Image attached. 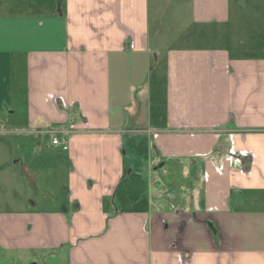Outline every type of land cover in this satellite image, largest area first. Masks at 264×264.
Masks as SVG:
<instances>
[{
    "label": "crops",
    "instance_id": "1",
    "mask_svg": "<svg viewBox=\"0 0 264 264\" xmlns=\"http://www.w3.org/2000/svg\"><path fill=\"white\" fill-rule=\"evenodd\" d=\"M152 5L0 0V133L69 145L59 204L0 165V264H264V0H181L182 45Z\"/></svg>",
    "mask_w": 264,
    "mask_h": 264
},
{
    "label": "rangeland",
    "instance_id": "2",
    "mask_svg": "<svg viewBox=\"0 0 264 264\" xmlns=\"http://www.w3.org/2000/svg\"><path fill=\"white\" fill-rule=\"evenodd\" d=\"M181 0H152L153 7H152V19L154 22H156V25H160L162 32L164 33H172V37L174 39V43L178 45L179 42L180 45L182 43H188L192 40L193 33L201 31L203 29L202 26L199 24H192L190 23V17L187 14L186 7L182 6L178 8V3ZM248 4L252 5V0H246ZM157 7V8H156ZM260 10L262 13H264V5L260 6ZM160 12V15L158 14ZM156 16H158V20H160V23H157ZM155 25V23H154ZM181 36L177 40V37ZM199 40H195L196 42H203L202 39L198 38ZM206 41V40H205ZM212 40H209L211 42ZM192 42V41H191ZM22 77L25 76V71L23 66H20L16 69L15 72V79L14 80H20ZM21 84L23 83V80L21 79ZM20 91H22V88H20ZM16 102L13 105L14 109L17 110L21 115L26 113L25 111V104L24 99L19 94H16L15 96ZM1 116L3 118L4 128L7 130L14 129L13 122H8L5 120V116L8 114V108H10L5 102H2L1 105ZM24 112V113H23ZM15 120V119H13ZM18 132V131H17ZM0 133V165L6 164L5 168H8V171L11 174V176L17 175L18 179L20 177L24 178L23 174H20L22 172V163L25 164L23 161H30V162H36L32 163L34 165V168H36L37 171H39L38 166L43 165V168H40L41 170L45 171L43 174H37L34 175V181H32L29 177L27 179L29 180V187H28V196H32L35 198V201L38 202L39 198H41V195L46 196H52L51 202L52 204H59L63 202L65 195L68 192V184L66 181V176L63 174H57L54 176H49L46 171H52L51 162H55V160L61 159V160H67V155L64 152L65 150L60 147L61 150H57L53 147L51 149H46L45 145H47L48 137L46 135H42L40 137L28 133ZM29 141L33 143L34 146L29 145L28 148L25 147V143ZM36 145V146H35ZM63 150V151H62ZM21 158L23 161L19 163L18 165L14 166L13 161L15 159ZM48 165H46V163ZM46 165V166H45ZM32 170V167H29ZM128 167V172H129ZM136 171V170H135ZM143 173V171L141 172ZM8 174V173H6ZM144 179L146 180L147 186V192L150 191L149 187V176L147 173L144 176ZM148 180V181H147ZM5 185V189H6ZM136 188L142 193H144L146 190L144 184H139L137 182ZM15 189V188H14Z\"/></svg>",
    "mask_w": 264,
    "mask_h": 264
},
{
    "label": "built area",
    "instance_id": "3",
    "mask_svg": "<svg viewBox=\"0 0 264 264\" xmlns=\"http://www.w3.org/2000/svg\"><path fill=\"white\" fill-rule=\"evenodd\" d=\"M50 134H52V144L61 146L64 150L69 148L68 140L66 138H61L56 132H50Z\"/></svg>",
    "mask_w": 264,
    "mask_h": 264
}]
</instances>
